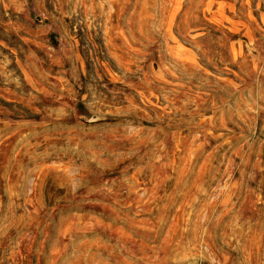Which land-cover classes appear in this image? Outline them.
<instances>
[{
  "label": "rangeland",
  "instance_id": "374dc122",
  "mask_svg": "<svg viewBox=\"0 0 264 264\" xmlns=\"http://www.w3.org/2000/svg\"><path fill=\"white\" fill-rule=\"evenodd\" d=\"M0 264H264V0H0Z\"/></svg>",
  "mask_w": 264,
  "mask_h": 264
},
{
  "label": "water",
  "instance_id": "95a60500",
  "mask_svg": "<svg viewBox=\"0 0 264 264\" xmlns=\"http://www.w3.org/2000/svg\"><path fill=\"white\" fill-rule=\"evenodd\" d=\"M96 118V116H93V119H95Z\"/></svg>",
  "mask_w": 264,
  "mask_h": 264
}]
</instances>
